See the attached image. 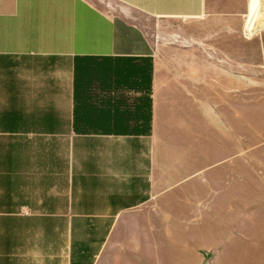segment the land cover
Here are the masks:
<instances>
[{
  "label": "crops",
  "instance_id": "crops-1",
  "mask_svg": "<svg viewBox=\"0 0 264 264\" xmlns=\"http://www.w3.org/2000/svg\"><path fill=\"white\" fill-rule=\"evenodd\" d=\"M227 1L0 0V264H107L147 219L205 215L213 109L195 59L242 56L210 44L213 22L243 25L245 0Z\"/></svg>",
  "mask_w": 264,
  "mask_h": 264
},
{
  "label": "rangeland",
  "instance_id": "rangeland-1",
  "mask_svg": "<svg viewBox=\"0 0 264 264\" xmlns=\"http://www.w3.org/2000/svg\"><path fill=\"white\" fill-rule=\"evenodd\" d=\"M248 4L245 0L242 26L213 22L211 27L212 49L227 40L224 45L237 47L242 56L195 59L197 96L208 98L211 90L212 99L210 207L205 215L203 207L195 208V217L147 219V237L120 234L107 264H264V4L252 0L249 18ZM144 28L156 36L154 25ZM241 29L240 44L235 36ZM189 205L180 208L187 213ZM204 234L211 239L208 248L198 245ZM157 246L163 248V262L152 256Z\"/></svg>",
  "mask_w": 264,
  "mask_h": 264
}]
</instances>
